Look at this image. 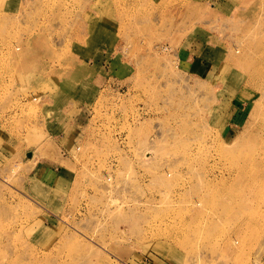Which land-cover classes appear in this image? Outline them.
I'll return each mask as SVG.
<instances>
[{
  "label": "rangeland",
  "instance_id": "1",
  "mask_svg": "<svg viewBox=\"0 0 264 264\" xmlns=\"http://www.w3.org/2000/svg\"><path fill=\"white\" fill-rule=\"evenodd\" d=\"M0 264H264V0H0Z\"/></svg>",
  "mask_w": 264,
  "mask_h": 264
},
{
  "label": "crops",
  "instance_id": "2",
  "mask_svg": "<svg viewBox=\"0 0 264 264\" xmlns=\"http://www.w3.org/2000/svg\"><path fill=\"white\" fill-rule=\"evenodd\" d=\"M198 51L194 50H188L182 52L179 51L178 54V60L181 68L186 71L187 73L196 76V77H207V76H213V69H211L210 62L207 59L205 62L203 59H199L198 57ZM213 70V71H212ZM234 104V112L233 114H230L229 121L225 124V130L226 133L234 132L235 128H239L241 125V118H243V112L239 110ZM62 160L60 159H50V158H44L39 161V164L37 167L38 177L43 180V182L47 183L46 185L50 186L52 184L51 180L55 179L57 176H59V173L63 174V165ZM60 170L56 175L55 171Z\"/></svg>",
  "mask_w": 264,
  "mask_h": 264
},
{
  "label": "water",
  "instance_id": "3",
  "mask_svg": "<svg viewBox=\"0 0 264 264\" xmlns=\"http://www.w3.org/2000/svg\"><path fill=\"white\" fill-rule=\"evenodd\" d=\"M30 157V155H28Z\"/></svg>",
  "mask_w": 264,
  "mask_h": 264
},
{
  "label": "bare ground",
  "instance_id": "4",
  "mask_svg": "<svg viewBox=\"0 0 264 264\" xmlns=\"http://www.w3.org/2000/svg\"><path fill=\"white\" fill-rule=\"evenodd\" d=\"M144 158V157H143ZM145 159V158H144Z\"/></svg>",
  "mask_w": 264,
  "mask_h": 264
}]
</instances>
